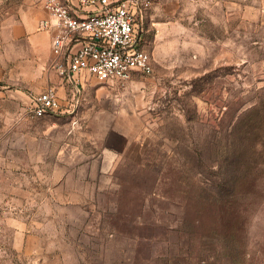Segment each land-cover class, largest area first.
<instances>
[{"label": "rangeland", "instance_id": "obj_1", "mask_svg": "<svg viewBox=\"0 0 264 264\" xmlns=\"http://www.w3.org/2000/svg\"><path fill=\"white\" fill-rule=\"evenodd\" d=\"M28 4L0 0L3 63ZM145 27L152 72L98 85V172L0 166V264H264V0H156Z\"/></svg>", "mask_w": 264, "mask_h": 264}, {"label": "crops", "instance_id": "obj_2", "mask_svg": "<svg viewBox=\"0 0 264 264\" xmlns=\"http://www.w3.org/2000/svg\"><path fill=\"white\" fill-rule=\"evenodd\" d=\"M28 5L15 28V40L26 41L31 50L30 54L19 55L26 57L23 61L26 59L27 64L0 61V166H14L20 156L35 171L98 172L108 156L95 151L100 137L94 135L101 118L109 117L99 101L103 96L100 81L87 72L72 78L58 74L52 67L54 31L40 29L47 17L42 1L29 0ZM148 32L146 28L145 36ZM48 87L56 89L61 109L33 118L29 106Z\"/></svg>", "mask_w": 264, "mask_h": 264}, {"label": "built area", "instance_id": "obj_3", "mask_svg": "<svg viewBox=\"0 0 264 264\" xmlns=\"http://www.w3.org/2000/svg\"><path fill=\"white\" fill-rule=\"evenodd\" d=\"M47 17L40 29L54 31L52 67L61 77L89 73L119 88L150 74L152 58L143 49L145 20L156 0H41ZM61 109L48 87L29 106L33 118Z\"/></svg>", "mask_w": 264, "mask_h": 264}]
</instances>
